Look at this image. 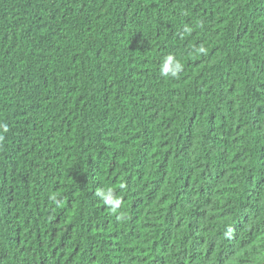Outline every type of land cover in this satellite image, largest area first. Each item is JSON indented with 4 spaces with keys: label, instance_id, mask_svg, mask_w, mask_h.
<instances>
[{
    "label": "trees",
    "instance_id": "trees-1",
    "mask_svg": "<svg viewBox=\"0 0 264 264\" xmlns=\"http://www.w3.org/2000/svg\"><path fill=\"white\" fill-rule=\"evenodd\" d=\"M0 126V264L264 261V0H0Z\"/></svg>",
    "mask_w": 264,
    "mask_h": 264
},
{
    "label": "clouds",
    "instance_id": "clouds-1",
    "mask_svg": "<svg viewBox=\"0 0 264 264\" xmlns=\"http://www.w3.org/2000/svg\"><path fill=\"white\" fill-rule=\"evenodd\" d=\"M200 52H203V49H199ZM182 69L181 63L176 60V58L169 54L163 58V61L161 63L160 67V73L163 76H176ZM3 127L4 131H7V126H0ZM124 185H121V188H123ZM97 196L100 197V199L104 202L105 205L109 206L111 210L115 211L119 205H120V198L114 197L112 190L109 189H102L97 192Z\"/></svg>",
    "mask_w": 264,
    "mask_h": 264
},
{
    "label": "rangeland",
    "instance_id": "rangeland-1",
    "mask_svg": "<svg viewBox=\"0 0 264 264\" xmlns=\"http://www.w3.org/2000/svg\"><path fill=\"white\" fill-rule=\"evenodd\" d=\"M261 264H264V261Z\"/></svg>",
    "mask_w": 264,
    "mask_h": 264
}]
</instances>
